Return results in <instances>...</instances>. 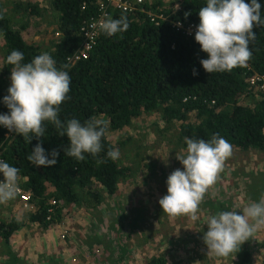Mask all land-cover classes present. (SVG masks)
Returning <instances> with one entry per match:
<instances>
[{"label": "trees", "instance_id": "1", "mask_svg": "<svg viewBox=\"0 0 264 264\" xmlns=\"http://www.w3.org/2000/svg\"><path fill=\"white\" fill-rule=\"evenodd\" d=\"M102 1L52 0L62 36L48 53L57 67L67 70L71 77L70 99L61 104L60 119L77 118L82 123L91 118L106 120L103 151L95 157L86 154L84 161L77 162L64 153L69 143L67 136L58 135L49 122H44V137H33L30 142L0 127V148L5 161L19 169L18 179L32 193L36 204L29 219L44 228L62 222L67 205H101L107 198L103 189L106 194L118 197L120 182L129 179L138 167L123 165L120 158L112 161L106 153L114 148L123 150L131 136L123 141L112 136L121 137L145 113L161 111L164 121H179L177 145L184 149L185 138L207 141L219 134L234 148L264 153V89L254 92L248 81L257 74L264 77V27L253 29L256 39L249 45L252 56L246 66L210 74L200 63L207 53L201 51L195 34L187 30L198 25L199 9L206 5V0H176L168 6L162 1L145 0L143 10L131 12L110 4V17H126L128 29L111 37L99 32L89 57L73 63L72 56L85 38L86 22L100 14ZM0 35L4 39L0 70L2 101L11 83L12 66L6 63L10 52L21 51L23 62L28 63L45 51L27 43L22 31L13 27L1 3ZM194 70L197 75H193ZM8 111L0 102V113ZM37 143L47 152L55 149L59 153L54 166L38 167L29 162L28 156ZM124 215L119 209L110 228L123 239L130 230L123 221ZM135 218L131 223L133 229L141 225ZM23 225L24 221L16 216L0 220V239L4 245L9 246L12 236ZM243 251L237 264H252V250ZM169 261L166 254L153 255L144 264H170Z\"/></svg>", "mask_w": 264, "mask_h": 264}, {"label": "rangeland", "instance_id": "2", "mask_svg": "<svg viewBox=\"0 0 264 264\" xmlns=\"http://www.w3.org/2000/svg\"><path fill=\"white\" fill-rule=\"evenodd\" d=\"M149 1H162L168 6L176 0ZM0 3L13 27L22 31L28 44L47 53L53 50L61 37L56 34L59 28L52 0H0ZM3 47L4 39L0 35V70ZM255 86L250 83V90L259 91L260 87ZM179 125V121H164L161 111L155 110L135 119L121 137L112 136L119 141L131 136L123 150H119L120 159L123 165L138 167L136 172L120 182L118 197L106 194L103 189L107 198L101 205H67L63 221L51 225L48 231L39 223L33 222L29 227L31 212L22 210L16 199L0 203V219L18 216L30 234L29 242L22 247H18L21 240L18 235L9 246L0 243V264H139L142 253L152 250H156L154 255L166 254L170 262L177 257L172 250H177L184 251L182 258L191 264H237L246 248L252 250V264H263L264 226L258 227L239 251L227 257L208 253L202 239L210 216L224 210L239 213L264 197L263 152L232 146V155L225 160L216 183L210 186L198 208L197 221L183 215L169 216L162 211L159 199L167 194V177L175 169L183 168L176 158L185 150L177 145ZM119 209L124 211L123 221L130 228L124 239L119 232L113 233L110 229ZM134 218L141 224L135 229L131 226ZM45 239L51 242V248L42 247ZM63 243L65 247L61 249L59 246Z\"/></svg>", "mask_w": 264, "mask_h": 264}, {"label": "clouds", "instance_id": "3", "mask_svg": "<svg viewBox=\"0 0 264 264\" xmlns=\"http://www.w3.org/2000/svg\"><path fill=\"white\" fill-rule=\"evenodd\" d=\"M262 8V0H206V5L199 9L194 39L201 51L207 53V58L200 61L207 73L230 72L246 66L252 56L249 45L256 39L253 29L264 27ZM92 27L111 37L122 34L129 25L126 17L105 16ZM23 61V53L15 49L6 57V63L12 66L11 83L8 94L0 102L9 111L0 113V127L14 131L30 142L33 137H44V122H49L55 126L58 135L68 138L65 155L79 162L86 159V154L95 157L101 153L102 139L108 127L106 120L91 118L82 123L77 118L62 121L59 117L61 104L70 99L69 72L58 68L55 59L47 52L28 63ZM197 74L194 70L193 75ZM185 144L186 149L176 156L183 168L168 175L167 194L159 199V205L169 216L183 215L197 221L198 208L210 186L216 183L225 160L232 155V145L219 134L207 141L185 138ZM58 155L55 149L47 152L37 143L28 160L38 167H50L57 163ZM106 155L117 161L120 151L114 148ZM0 175L3 177L0 179V203L16 199L18 182L21 184L19 169L0 159ZM205 224L207 231L202 239L208 253L227 257L239 251L256 229L264 226V197L239 213L220 211L210 216Z\"/></svg>", "mask_w": 264, "mask_h": 264}, {"label": "built area", "instance_id": "4", "mask_svg": "<svg viewBox=\"0 0 264 264\" xmlns=\"http://www.w3.org/2000/svg\"><path fill=\"white\" fill-rule=\"evenodd\" d=\"M144 2L145 0H103L100 4V14L96 17L90 18L89 21L86 22V25L84 27L85 38L80 49H78L72 56L73 63L81 59H87L89 57V53L94 49L97 43L100 32L98 28H93L92 25L103 19L105 16H110L108 12V8H110V4L116 6L117 8L121 9L124 12H131L136 9L143 10ZM151 17L155 19L153 14L151 15ZM196 26L197 25L189 26L187 28L188 32H190L191 34H195L197 30ZM56 34L57 36H62V33L60 31H57ZM248 81L252 83L253 86L257 85L260 87V89H264V77L260 76L259 74L250 77ZM0 159L5 160L2 153V148H0ZM0 176L2 179L3 178L2 175ZM16 199L19 202L20 206L25 211L34 212L36 210V204L33 201L32 193L25 190L24 187L19 182H18V195L16 196ZM65 237H66V232L63 233V238Z\"/></svg>", "mask_w": 264, "mask_h": 264}, {"label": "crops", "instance_id": "5", "mask_svg": "<svg viewBox=\"0 0 264 264\" xmlns=\"http://www.w3.org/2000/svg\"><path fill=\"white\" fill-rule=\"evenodd\" d=\"M19 203V202H18ZM19 207H20V204H19ZM21 208V207H20ZM22 209V208H21ZM23 210V209H22ZM8 214H10L11 213V211H6ZM20 214V213H19ZM13 216V215H12ZM0 217H1V215H0ZM16 217H18V216H16ZM7 219H9V218H7ZM7 219H4V220H7ZM20 219V218H19ZM1 220V219H0ZM3 220V219H2ZM22 220V219H21ZM31 225H33V222H31L30 221V225H29V227H31ZM53 226V225H52ZM51 226V227H52ZM27 226H25V225H23V227L20 229V230H18L13 236H12V239L11 240H13V241H16V237H17V235L21 238V240H20V246H18V247H22V246H24V244L27 242H29V238H30V234H29V231H28V228H26ZM49 228L50 227H48V228H46V231H48L49 230ZM19 238V239H20ZM46 241H43L42 240V247L44 248V249H48V247H52L51 246V242L48 240V239H45ZM3 241H2V239H0V243H2ZM1 245V244H0ZM59 247H61V249H64V243L63 244H61ZM63 247V248H62ZM60 249V248H59ZM173 251V253L174 254H176L177 255V257H175V259L176 260H173V261H169L170 262V264H191L190 263V261L189 260H185V258H182L184 255H185V252L184 251H177V250H172ZM156 252V250L155 251H148V252H146V253H142L143 254V256H141L142 258L140 259V262H139V264H143L148 258H150V257H152L153 255H154V253ZM168 258H169V256H168ZM129 264V263H128Z\"/></svg>", "mask_w": 264, "mask_h": 264}]
</instances>
